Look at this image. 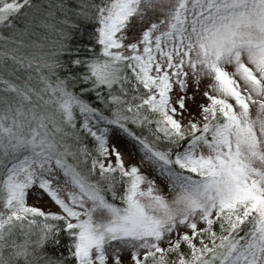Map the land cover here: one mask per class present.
<instances>
[{
  "label": "snow or ice",
  "instance_id": "1",
  "mask_svg": "<svg viewBox=\"0 0 264 264\" xmlns=\"http://www.w3.org/2000/svg\"><path fill=\"white\" fill-rule=\"evenodd\" d=\"M0 264H264V0H0Z\"/></svg>",
  "mask_w": 264,
  "mask_h": 264
},
{
  "label": "rangeland",
  "instance_id": "2",
  "mask_svg": "<svg viewBox=\"0 0 264 264\" xmlns=\"http://www.w3.org/2000/svg\"><path fill=\"white\" fill-rule=\"evenodd\" d=\"M201 91H203V89H201ZM190 92H191V89H190ZM199 103H206V101L203 99L202 96L198 95L197 96V104H199ZM188 107L192 112L197 113V118H199L197 105L189 102ZM252 111H253V116H255L256 109L253 108ZM187 119L188 118L185 119V121H184L185 123H187ZM113 142L117 143L118 146L120 147L121 151L124 152L126 164H139V162H140L139 153H136L135 155H133L131 152L127 151L125 148V141L120 137L119 133H116V132L113 133ZM139 166L141 167L142 172H144L150 178L156 179L157 183L160 184L161 187L164 188L165 193L166 194L168 193V189H167V187H165L164 181L159 179V177L156 173V170L152 166H150L146 163L145 164H139ZM29 203L36 205L38 207H41L45 211H52V212L59 211V209L47 197H44V199H42L40 201H37L35 199V197H30ZM125 260H127V257H125Z\"/></svg>",
  "mask_w": 264,
  "mask_h": 264
},
{
  "label": "trees",
  "instance_id": "3",
  "mask_svg": "<svg viewBox=\"0 0 264 264\" xmlns=\"http://www.w3.org/2000/svg\"><path fill=\"white\" fill-rule=\"evenodd\" d=\"M5 34H8L7 30H5ZM57 37L54 34H49V41L48 44L50 45L53 40H55ZM141 131V130H138ZM144 135H148V132L146 129L142 130ZM89 146L91 147V140L88 141ZM68 238L66 236H63L62 234V243H67ZM61 251H64V249H61ZM65 255H67L66 251L64 252Z\"/></svg>",
  "mask_w": 264,
  "mask_h": 264
}]
</instances>
